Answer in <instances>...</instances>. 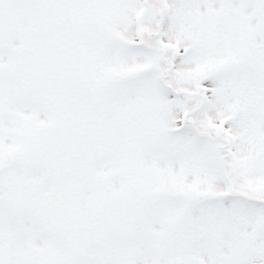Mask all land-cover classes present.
Here are the masks:
<instances>
[{"label":"snow or ice","instance_id":"obj_1","mask_svg":"<svg viewBox=\"0 0 264 264\" xmlns=\"http://www.w3.org/2000/svg\"><path fill=\"white\" fill-rule=\"evenodd\" d=\"M0 264H264V0H0Z\"/></svg>","mask_w":264,"mask_h":264}]
</instances>
